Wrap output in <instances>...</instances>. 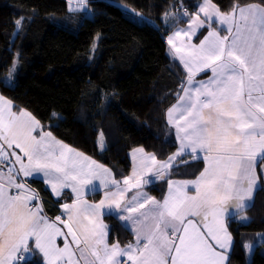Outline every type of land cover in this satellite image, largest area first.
I'll return each instance as SVG.
<instances>
[{"label": "snow or ice", "instance_id": "snow-or-ice-1", "mask_svg": "<svg viewBox=\"0 0 264 264\" xmlns=\"http://www.w3.org/2000/svg\"><path fill=\"white\" fill-rule=\"evenodd\" d=\"M80 2L83 5L84 0ZM200 11L207 20L215 15L227 26L228 35L213 30L198 46L188 45L186 53L176 48L188 73L184 94L169 109L170 117L178 113L173 122L180 150L159 164L155 156L144 157L140 170L134 169L122 187L105 178L107 169L94 161L86 163L88 157L45 132L30 113L12 112L13 106L0 97V165L15 157L7 175L0 168V264H17L20 253L32 252L31 238L46 264H226L224 250L230 248L232 237L223 216L233 208L239 210L241 220L249 219L244 213L254 203L259 188L256 167L264 161V6L234 5L230 14H222L206 0ZM23 20L14 21L18 30ZM203 23L197 15L189 27L194 30ZM182 34L187 35L183 30L174 35ZM168 42L176 47L173 37ZM205 70L212 73L207 80H194ZM188 150L189 154L204 153L205 167L195 180L169 181L162 202L142 191L126 200L125 193L141 189L146 182L145 170L152 172L157 166L156 174L163 178ZM19 173L25 177L43 173L57 195L65 187L77 194L71 204L62 205L72 223L61 221L60 216L56 221L68 228L78 256L67 242L63 248L55 244L62 235L60 228L41 214V206H29L37 197L24 194L25 185L17 182ZM97 179L116 191H106L99 203H88L82 189H94ZM189 185L194 194L187 190ZM12 188L18 190L16 195L10 194ZM113 208L126 213L118 219L131 222L135 244L121 247L118 241L107 242L108 226L101 217L105 209Z\"/></svg>", "mask_w": 264, "mask_h": 264}, {"label": "trees", "instance_id": "trees-1", "mask_svg": "<svg viewBox=\"0 0 264 264\" xmlns=\"http://www.w3.org/2000/svg\"><path fill=\"white\" fill-rule=\"evenodd\" d=\"M118 1L140 11L145 21L128 20L116 37L124 11L109 0H89L93 18L67 16V0H0V93L17 110L30 111L55 138L110 167L121 181L131 171V150L143 147L165 161L178 149L166 113L178 101L188 73L167 39L187 25L201 0ZM213 2L224 13L234 5L264 6V0ZM22 17L18 30L14 21ZM145 81L149 88L143 95L138 86ZM204 167L201 160L186 161L152 191L161 199L171 178H196ZM23 181L42 197L48 215L59 214L61 201L54 200L42 180ZM246 214L248 220L229 222L235 244L228 264H264V237L258 238L264 235V186ZM105 219L112 243L134 239L116 215ZM20 264L42 262L37 255Z\"/></svg>", "mask_w": 264, "mask_h": 264}, {"label": "crops", "instance_id": "crops-1", "mask_svg": "<svg viewBox=\"0 0 264 264\" xmlns=\"http://www.w3.org/2000/svg\"><path fill=\"white\" fill-rule=\"evenodd\" d=\"M207 3L210 4V5L215 6V8L218 9L219 12L222 13V14H230V13H224V12H222L221 9H220V7L217 4H215L213 2V0H207ZM249 5H252V4H249ZM255 5H258V4H255ZM202 6H206V0H201V2L199 4V7H198L197 13L191 17V19L189 20V22L187 23V25L177 27L168 36V38L170 36L173 37V41H174L175 46H176L175 48H173L172 44H169V42H168L169 48H170V52H171V54L174 57H176L182 63L183 66H184V63H183V61L180 58L181 57V53H177L176 52V48H181L186 53L189 50L188 47H187L188 45H196V46H198L200 44V42L202 40H204V38L208 35V33L210 31H213V30L219 32V34L221 36L228 35V32L226 31L227 26L221 24L219 22V19L215 15H213V17H212L211 20H207L205 18L204 13L200 11V8ZM244 6H247V5H244ZM209 11H212V9L209 8ZM197 15L199 16V19L201 21H204V23L200 27H195L194 30L193 29H190L189 26H190L191 22L196 18ZM237 17H238V13H237ZM178 30H183V32H186L187 35H183L182 34L179 38H176L174 34ZM222 30H224V32H222ZM186 71H187V69H186ZM204 73H207V74L205 76H202V74H204ZM211 75H212V73H211L210 70H205V72L197 73L196 76H195V78H194V80H196V81L207 80L208 77H210ZM140 85L138 86V93L145 95L146 92L148 91L149 85H148V87L145 90H143L141 92H140V88H139V87H141ZM187 86H188L187 83H185V85L183 87H187ZM183 94H184L183 91H181L180 96H182ZM0 97H3L4 98L3 102H9L13 106L11 108L12 112L16 113L17 110H16V107H15L14 103H12L11 100L10 101L7 100L8 98L4 97L2 94H0ZM3 102H0V103H3ZM178 103H179V98H178V101L174 105H177ZM173 106L171 108H173ZM171 108H169V109H171ZM169 109H168V111L166 113V120H167V122H168L169 125H171V126H173L175 128V130H176V137H177V140H178V143H179L178 149L171 155V156H173L174 154H176L180 150V144H181V142H180V140H179V138L177 136V129L175 127V123L173 122L174 119L178 117V113H175L174 112L172 114V116L170 117L169 116ZM21 112L22 111H20L17 115H20ZM36 120L38 121L37 118H36ZM43 130L45 132H49V131L45 130L44 128H43ZM55 139L58 140L57 138H55ZM58 141H61V140H58ZM61 142H63V141H61ZM63 144L67 145L74 152L81 153L83 157H88L89 160L86 161V163H91V162L94 161L95 162V165L102 166V169H107L108 170V173L106 174V177L105 178L107 180H109V181L114 179V180L120 182L121 187L123 186L124 179L127 178V177L132 176L134 169L137 170V171L140 170L141 161H142V159L144 157L155 156L158 164L159 163H163V162H167L168 159H169L168 158L165 161H160L154 153L148 152L143 147H137V148L131 150L130 153H129V158H130V161H131V171H130V174L127 177H125L124 179H122L121 181H119L118 178H117V176H116V174L114 173V171L110 167L102 164L97 159H95L92 156H90V155H88V154H86V153H84V152H82V151L74 148L73 146L66 144L65 142H63ZM5 148L9 152L15 151L18 155H23L19 151V149H15V148H13V149H7V146H5ZM105 148H106V146L103 149H101V148L100 149L101 150H104ZM141 150H142V152H141ZM189 153H190V150H188V152H186V153H182L181 156L178 157L175 160V162H174V164L176 166L171 167L168 170V172L165 174V176L166 175H170L171 174V171L175 167L181 165L182 163H184L186 161H199V160H201V161L204 162V165H205V161L203 160V155H204L203 152H200V153H191V154H189ZM14 159H15V157H11V159L9 161H6V162H4V164L0 165V168H3V171H4L5 175H7V167L10 166L11 162ZM25 162H27L26 159H25ZM261 165H264V161H260L257 164V167H256V172H257V175L259 176V188L258 189H260L262 186H264V168H262ZM16 168L17 169L19 168V165L18 164L16 165ZM156 172H157V166H153V171L152 172H148L147 170H145L142 179H144L146 182L142 185L141 189H139V190L133 189V190H130L127 193H125L126 200H130L131 197L133 195H135L137 191H142V192L146 193L150 197H155L157 201H161L162 202L163 199H164V197L168 194V191H169V183H167V188H166L164 197L161 198V199L159 197H157V195L152 191V188L155 187L162 179H164L165 176L163 178H160L156 174ZM13 175H16L15 170L13 171ZM196 178H192V179L171 178L169 181H186V180H195ZM31 179H39V180H42L45 183V185L47 186V188L49 189V191L52 194L54 200L61 201V204L58 205V208H59V211L60 212H59V214L57 216H60L61 217V221H64L66 223H72V221L69 220L68 213L63 209L62 205H64L65 203L71 204L74 200L77 199V194L72 191V188L71 187H65V188L59 189L58 191H59L60 194L57 195L55 192H53L51 185L48 184L47 181H46V179L43 177V173L33 174L32 176H28V177H25L23 175V173H19V175L17 176V182L22 183V184L25 185L24 194H27V195H32L33 193L36 194V197L37 198L35 200H33L30 203L29 206L30 207H33V208H35L37 205L41 206L42 209H43V211H42L41 214L44 215V216H46L50 221L55 222L56 225H57V227L60 228V230L62 232V235L57 236L55 238V244L58 247L63 248L64 245H65V243L67 242L69 244L70 248L73 249L74 251H76L77 256H78L79 255L78 249L76 248V245L73 242L72 235L69 233L68 228L65 226L64 223H61L60 221H56V217L57 216L52 217V216L48 215V213L46 212V210L44 208L42 197L36 191H34L32 188H30L23 181V180H31ZM93 184L95 185V188L94 189L90 187L88 189H82V192H81L82 198L84 200H86L88 203H99V201L101 199H104V193L106 191H108V192L116 191L115 186H113L111 184H109L108 187H104L100 183V180L99 179L94 180L93 181ZM187 190L189 191L190 194H194V189H193L192 185H189ZM9 191H10V194L11 195H16L18 190L15 189V188H12ZM256 192H255V195H254V199H255V196H256ZM97 195L100 196L99 199L98 200H93L94 197L97 196ZM125 214L126 213H124L121 210L116 209V208H113V209H110V210L109 209H105L104 214L102 215L101 218L103 220V223L107 225L106 219H105L106 216L116 215L118 217V216H122V215H125ZM244 214L247 215L246 212ZM240 215H241V213L239 212V210L233 209V208H229L228 212H226L224 214V216H223V220H224L225 227L227 228V232L232 237V244H231L230 248L224 250V254L227 257L226 264L229 263V259H230V256H231V253L233 251L234 244H235L234 237H233L232 233L229 230V222L232 219L241 220L239 218ZM242 221H245V220H242ZM122 222L124 223V225L126 227H128L132 231V229H131V222L130 221H127V222L122 221ZM106 231L108 232L107 242L109 244H112L111 239H110V229L107 228ZM132 233H133V231H132ZM133 236H134V239L131 242H129V243L125 244V245L120 244V246L121 247H124V246H126V245H128L130 243L131 244H135V235H134V233H133ZM30 246L33 249V251L30 252V253H27V254L20 253L19 255L21 256V259L19 261H17V264L26 263L28 260L34 259V257L37 256V255L40 256L42 264H46V259L43 257V254L40 253L38 250L35 249L34 238H31L30 239ZM254 250H255V247L251 245V248L249 249V251L252 253ZM217 251H220V249H219L218 246H217ZM65 259H67V258H65ZM74 259H75V257H74ZM122 260L127 261V257H122Z\"/></svg>", "mask_w": 264, "mask_h": 264}, {"label": "rangeland", "instance_id": "rangeland-1", "mask_svg": "<svg viewBox=\"0 0 264 264\" xmlns=\"http://www.w3.org/2000/svg\"><path fill=\"white\" fill-rule=\"evenodd\" d=\"M110 2L119 5L123 11H124V19L122 20L120 26L118 27V30L116 32V37H118L123 28L125 27V24L127 23L128 20H134V21H138L140 23H143L145 20V15L142 14L140 11H137L136 9H134L133 7L126 5L118 0H109ZM68 2V14L67 16H83L86 18H93L94 17V11L92 9V7L89 4V0H84L83 5L81 4L80 0H67ZM133 13H139L141 15H134ZM185 13L183 15H181L180 17H185ZM76 27V25L74 26ZM17 65H15V67H13L14 69L16 68ZM149 85L148 81H145L143 83H141V87L140 88V92L145 90ZM1 94V93H0ZM9 100V99H7ZM10 101V100H9ZM12 102V101H11ZM13 103V102H12ZM17 110V109H16ZM20 111H24L27 113H30L31 116H33L35 119L36 117L28 110L22 109V110H17L16 114H18ZM99 144H100V148L103 149L106 146V140L105 137L103 136V134H100L99 137ZM264 235L263 234H259L258 238H263Z\"/></svg>", "mask_w": 264, "mask_h": 264}, {"label": "built area", "instance_id": "built-area-1", "mask_svg": "<svg viewBox=\"0 0 264 264\" xmlns=\"http://www.w3.org/2000/svg\"><path fill=\"white\" fill-rule=\"evenodd\" d=\"M128 264H130V263L128 262Z\"/></svg>", "mask_w": 264, "mask_h": 264}]
</instances>
